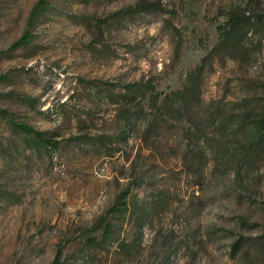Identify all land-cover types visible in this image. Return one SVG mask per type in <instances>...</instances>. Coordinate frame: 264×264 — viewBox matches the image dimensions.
<instances>
[{"label":"rangeland","instance_id":"obj_1","mask_svg":"<svg viewBox=\"0 0 264 264\" xmlns=\"http://www.w3.org/2000/svg\"><path fill=\"white\" fill-rule=\"evenodd\" d=\"M38 1L0 0V264H264V248L233 251L264 234V145L247 152L230 130L210 133L201 170H189L177 129L145 142L135 121L126 134L134 106L120 98L149 79L179 90L238 10L255 25L206 66L200 114L243 104L264 115V0H153L164 11L134 18L115 14L138 0H50L17 45ZM125 190L149 212L143 237L137 214L111 217L106 247L93 227Z\"/></svg>","mask_w":264,"mask_h":264},{"label":"trees","instance_id":"obj_2","mask_svg":"<svg viewBox=\"0 0 264 264\" xmlns=\"http://www.w3.org/2000/svg\"><path fill=\"white\" fill-rule=\"evenodd\" d=\"M50 0H39L33 7L27 23V30L17 45L30 42L32 34L30 28L34 25L36 19L43 15L49 8ZM164 11V6L160 1L138 0V2L129 8L123 9L115 14L116 17L134 18L142 14H152ZM224 24L219 26L221 30L220 43L210 51L203 59L201 64L187 75L185 84L177 91L169 93H159L156 90L159 82L155 79L147 81L130 83L125 86V92L120 98L126 105H133V110H127L123 114L125 121L126 134L133 128L135 121L146 123V127L141 133V138L145 142L160 138L165 132L177 131L176 143L179 149L186 147L184 159L189 170L200 171L202 168V150H199L200 143H206L210 133L220 135L231 131L235 136V141L239 147L248 151H257L264 145V115L258 116L243 104L233 105L235 110L230 116L220 117V111L215 113L200 114L202 103V84L203 75L208 63L220 51H239L249 33L254 27V19L257 16L247 15L245 11L233 10L226 14ZM178 30L177 28H174ZM177 37H181L180 43L176 49V66L179 65L182 58V49L184 45L183 37L177 32ZM16 128L24 133L34 135L39 141L53 147H58V143L52 142L45 137L42 132L36 131L33 127L14 123ZM250 135L251 142L245 137ZM247 141V142H246ZM136 185H140L137 183ZM129 190L123 191L115 204L100 217L93 231H101L102 239L100 243L107 247L112 239L114 224L111 217L123 216L127 213L137 214L138 239L143 237V229L146 217L149 212L145 208H139L129 198ZM243 224H246L243 221ZM97 240H94L96 243ZM120 242L119 246L125 251H132L135 248ZM264 248V234L258 239L247 241L244 238L237 240L233 245V251L239 252L244 247Z\"/></svg>","mask_w":264,"mask_h":264}]
</instances>
